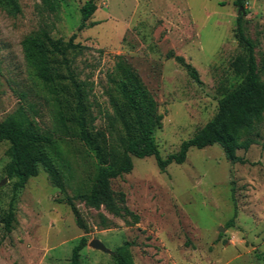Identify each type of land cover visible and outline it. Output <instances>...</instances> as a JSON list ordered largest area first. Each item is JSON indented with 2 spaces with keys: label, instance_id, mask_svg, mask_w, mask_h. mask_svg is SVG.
I'll use <instances>...</instances> for the list:
<instances>
[{
  "label": "rangeland",
  "instance_id": "obj_1",
  "mask_svg": "<svg viewBox=\"0 0 264 264\" xmlns=\"http://www.w3.org/2000/svg\"><path fill=\"white\" fill-rule=\"evenodd\" d=\"M86 1L60 0L57 15L42 10L41 0H17L18 13L0 4V121L20 105L27 108L40 130L59 143L66 176L61 192L40 167L15 193L14 221L6 231L1 219L13 180L5 173L9 144L0 140V264H67L82 235L88 241L79 264H117L112 253L125 241L132 242L125 253L133 264H264V116L251 135L254 142L237 150L244 163L228 161L217 143L190 147L183 163L165 171L153 156L132 157L129 173L103 184L112 204L95 209L74 202L84 230L63 198L87 190L95 158L60 122L74 105L67 70L61 68L63 77L54 85L43 84L21 46L46 20L54 22V39L76 34L73 42L81 49L67 53L69 71L86 92L96 129L108 127L117 61L134 68L162 115L154 136L166 157L213 117L218 99L241 80L231 66L243 52L235 35L239 16L263 66L264 0H243L242 7L235 0H93L96 9L79 30ZM169 52L183 57L197 80ZM117 206L137 214L138 222L127 224L129 216L112 211ZM94 238L110 252L91 246Z\"/></svg>",
  "mask_w": 264,
  "mask_h": 264
},
{
  "label": "trees",
  "instance_id": "obj_2",
  "mask_svg": "<svg viewBox=\"0 0 264 264\" xmlns=\"http://www.w3.org/2000/svg\"><path fill=\"white\" fill-rule=\"evenodd\" d=\"M234 2L240 7L243 5V0ZM0 4L10 13L20 11L17 0H0ZM40 6L42 10L57 15L60 0H41ZM95 9L93 0H87L82 5L79 30L88 26L87 21ZM53 29V21H43L36 30L23 38L21 46L33 76L43 84L52 86L63 77L62 67L68 73L67 78L72 87L70 95L74 105L70 104L72 108L69 115L60 114V122L73 129L77 139L95 158V170L87 190L76 191L71 196L64 194L63 198L80 228L86 229L74 202L80 200L95 209L100 208L102 204H112V195L103 188V184L107 180L129 173L133 168L132 157L153 156L159 170L165 171L171 163H183L190 147L204 148L217 143L228 161L245 162V159L237 154V150H247L254 142L251 135L264 116V80L260 74L264 73V64L261 68L258 67L254 43L245 34L240 16L237 18L235 35L243 47V52L235 56L231 66L241 80L218 99L213 117L189 139L182 141L176 152L169 153L166 157L160 155L154 136L155 130L161 125L162 115L137 71L124 61H117L112 77L115 93H110L112 114H107L108 127L96 129L93 125L94 117L88 112L85 103L86 92L69 71L67 53L81 49L79 44L73 42L76 34H72L66 41L61 38L54 39L50 36ZM167 56L173 57L197 80L196 70L186 63L183 57L171 52ZM0 140L9 144V161L5 166V173L8 179L13 180L12 197L1 219L4 229L10 231L14 221L15 193L24 187L28 178L38 174L40 167L47 173L51 184L65 192V162L57 140L51 133L40 130L23 105L0 121ZM119 199L124 201L122 194ZM112 211L122 217L129 216L131 221L125 218L127 224H134L139 220L138 215L126 206H117ZM231 224L232 219L228 225ZM87 241L85 235L79 238L71 250L67 264H79L81 250ZM131 245L132 242L125 241L114 250L112 256L117 264H133L125 253Z\"/></svg>",
  "mask_w": 264,
  "mask_h": 264
},
{
  "label": "water",
  "instance_id": "obj_3",
  "mask_svg": "<svg viewBox=\"0 0 264 264\" xmlns=\"http://www.w3.org/2000/svg\"><path fill=\"white\" fill-rule=\"evenodd\" d=\"M240 10H242V8H240ZM239 14H241V13L239 12ZM89 244L98 250L108 252V253L110 252V250L108 248H106L104 246V244L98 239L94 238V239L90 240Z\"/></svg>",
  "mask_w": 264,
  "mask_h": 264
}]
</instances>
